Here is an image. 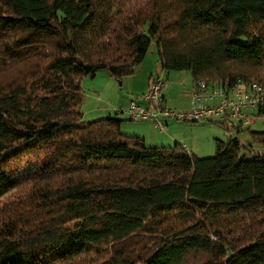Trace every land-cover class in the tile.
Wrapping results in <instances>:
<instances>
[{
  "label": "trees",
  "instance_id": "1",
  "mask_svg": "<svg viewBox=\"0 0 264 264\" xmlns=\"http://www.w3.org/2000/svg\"><path fill=\"white\" fill-rule=\"evenodd\" d=\"M154 42L193 84L264 86V0H0V264H264V130L198 157L84 118L83 77Z\"/></svg>",
  "mask_w": 264,
  "mask_h": 264
},
{
  "label": "built area",
  "instance_id": "2",
  "mask_svg": "<svg viewBox=\"0 0 264 264\" xmlns=\"http://www.w3.org/2000/svg\"><path fill=\"white\" fill-rule=\"evenodd\" d=\"M168 83L169 80L161 75L152 77L147 91L130 100L126 107L116 108V115L125 114L132 121L149 120L160 131H166L171 119L185 122L217 119L234 128L251 126L262 116L261 110H264V86L259 81L238 80L232 83L199 80L190 92L191 105L187 110L168 107L164 93Z\"/></svg>",
  "mask_w": 264,
  "mask_h": 264
},
{
  "label": "rangeland",
  "instance_id": "3",
  "mask_svg": "<svg viewBox=\"0 0 264 264\" xmlns=\"http://www.w3.org/2000/svg\"><path fill=\"white\" fill-rule=\"evenodd\" d=\"M151 70L153 71L154 76H157V73H160L165 79L169 80V83L165 87L164 91L170 90L169 92L176 98V100L179 99L181 102L184 101L181 93L183 91L189 90L190 87L193 86V80L190 72L162 70L159 64L157 46L154 42L147 56L145 57L143 64L139 67L138 71L134 75L126 76L119 81L111 77V75H109L106 70H100L95 74V76L87 75L83 77L82 88L84 91V101L81 105V110L84 113V118L90 120L110 114L115 115L116 113L112 111L113 107L115 110V108L117 107L126 106L127 104H129L130 100L141 96V93L136 94L132 90L130 85H133L132 87L134 89H140L141 85L145 81L147 72ZM171 102L174 103L173 100H171ZM172 103H170V105H173ZM188 103V100H186L185 103L183 102L181 104H185L184 106H186L188 105ZM167 105L169 108L174 110H187L190 108L191 102L186 109L170 106L168 104V101ZM117 115L118 117L124 119L122 125L125 124L126 131H136L140 128H145L146 130L152 131L156 128L158 132H161L160 129L155 125V123H153L155 126L154 128L151 124L145 123L143 121L129 120L128 118H126L125 114ZM178 121L182 122V124L186 123L196 126L193 130H191V133H193L195 139L201 145L200 153L202 154L200 155V157H208L215 154L216 139L227 140L229 137L237 134L231 124H227L226 126H224L222 124H219L217 119H215L213 123H210L211 121ZM257 122H260V124H258L260 126H256L255 129H264V114L259 117ZM245 137L246 136H240L243 141H245ZM189 147L191 148L190 145ZM253 148L255 150V153H259L263 150V146L260 144H254ZM254 155L255 154L251 153L249 156Z\"/></svg>",
  "mask_w": 264,
  "mask_h": 264
},
{
  "label": "crops",
  "instance_id": "4",
  "mask_svg": "<svg viewBox=\"0 0 264 264\" xmlns=\"http://www.w3.org/2000/svg\"><path fill=\"white\" fill-rule=\"evenodd\" d=\"M157 75L162 76V74H160V73H157ZM152 77H154V73L151 70V71L147 72L146 77H145V81L141 85L140 89H134L132 87L133 85L132 86L130 85V87L132 88V90L136 94L141 93V95H142L144 92L147 91L148 86H149V81ZM192 85H194V84H192ZM192 88H193V86H191L189 90L183 91L181 93L182 97L184 98V101H182V102L179 99L176 100V98L173 95H171V93L169 92L170 90H165L164 93H165L166 99L168 101V104L170 105V103H172L171 100H173L174 103H172L173 105H170V106H173L176 108L177 107L178 108H184V109L188 108L187 106L190 105V102H191L190 92H191ZM186 100H188V102H189L188 105H186V106H184L185 104L182 105L181 103H183V102L185 103ZM126 106H122V107H126ZM112 111L115 112L114 107L112 108ZM111 115H113V114H111ZM143 122L149 123L155 128L152 121L144 120ZM210 123H213V121H211ZM218 123L221 124V122H219V121H218ZM258 124H260V122L259 123L256 122L255 124H252L251 126H248V127L242 126L240 128H234L236 133H237L234 136H239V137L240 136L241 137L246 136L244 139L246 141V143H252L253 140H252V137L250 135V132L252 130H264V129H259V128L255 129L256 126H260ZM194 127H196V126L186 124V123L182 124V122H179L178 120L171 119L168 123L166 131L158 132V130L156 128H155V130H152V131L146 130L145 128H140L136 131H126L125 124L121 126V130L124 134H127V135H137V136L144 137L145 142L149 146H172L176 142H178V143L182 144L184 146V148L186 150H188L191 154L200 157V155L202 154V153H200L201 152V145L195 139V136L193 135V133H191V130H193ZM247 132H248V134H247ZM165 144H167V145H165ZM215 144H216V141H215ZM189 145L191 146V148L189 147ZM263 150H264V146H263Z\"/></svg>",
  "mask_w": 264,
  "mask_h": 264
},
{
  "label": "water",
  "instance_id": "5",
  "mask_svg": "<svg viewBox=\"0 0 264 264\" xmlns=\"http://www.w3.org/2000/svg\"><path fill=\"white\" fill-rule=\"evenodd\" d=\"M121 83V82H120Z\"/></svg>",
  "mask_w": 264,
  "mask_h": 264
}]
</instances>
